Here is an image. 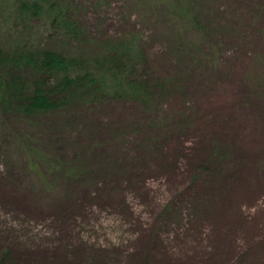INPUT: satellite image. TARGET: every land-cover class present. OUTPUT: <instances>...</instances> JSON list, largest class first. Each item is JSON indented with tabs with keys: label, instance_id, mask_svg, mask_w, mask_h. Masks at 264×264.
<instances>
[{
	"label": "rangeland",
	"instance_id": "rangeland-1",
	"mask_svg": "<svg viewBox=\"0 0 264 264\" xmlns=\"http://www.w3.org/2000/svg\"><path fill=\"white\" fill-rule=\"evenodd\" d=\"M58 1L147 98L0 106V264H264V0Z\"/></svg>",
	"mask_w": 264,
	"mask_h": 264
},
{
	"label": "trees",
	"instance_id": "trees-1",
	"mask_svg": "<svg viewBox=\"0 0 264 264\" xmlns=\"http://www.w3.org/2000/svg\"><path fill=\"white\" fill-rule=\"evenodd\" d=\"M25 1L2 2L7 14L4 20L0 18L1 108H18L26 114L52 112L84 95L94 99L110 91V87L122 91L127 85V98L145 102V87L132 85L119 72V67L138 69L143 52L137 41L112 46L110 41H93L64 14L65 5L58 0ZM42 15L46 19L42 24L57 31L45 37L46 44L43 34L47 30L29 36L30 23ZM86 40L98 49L86 45ZM77 43L88 48L76 47Z\"/></svg>",
	"mask_w": 264,
	"mask_h": 264
}]
</instances>
